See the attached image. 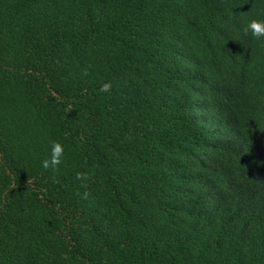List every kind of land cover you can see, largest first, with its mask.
<instances>
[{"label": "trees", "instance_id": "obj_1", "mask_svg": "<svg viewBox=\"0 0 264 264\" xmlns=\"http://www.w3.org/2000/svg\"><path fill=\"white\" fill-rule=\"evenodd\" d=\"M240 2L0 0V264H264V0Z\"/></svg>", "mask_w": 264, "mask_h": 264}, {"label": "clouds", "instance_id": "obj_2", "mask_svg": "<svg viewBox=\"0 0 264 264\" xmlns=\"http://www.w3.org/2000/svg\"><path fill=\"white\" fill-rule=\"evenodd\" d=\"M245 2H247V0H241V2L238 4H243ZM236 5H234V7ZM251 7H253V5ZM241 13L245 14V11H241ZM244 31L249 32L258 41L264 42V15L253 16V17L247 18L245 22V26H244ZM228 39H226V41ZM111 88H112V82L110 80L105 81L104 83H102L100 87V91L108 93L111 91ZM202 120H203L205 130L208 136L210 137L214 136L217 140L221 139L223 144L225 143L227 138L231 136L229 133H227V131L220 130L217 127V125L214 126L208 123L206 120L204 119ZM220 134L222 136H219ZM49 143H50L49 155H47L45 158L42 159L41 165L45 169H55L58 165L62 163V158L64 156L65 149H64V145L58 140H51ZM90 174L91 173L89 171H77L76 177L82 183L86 184L87 180L90 177ZM248 175L252 176L254 175V173H250ZM224 191L225 190L223 189L222 191L218 192L223 198V200H225V197L223 195ZM83 195L86 198L88 196V192L85 191ZM211 200H212L211 209L213 210L212 212L214 213L215 217H220L221 214L223 213V206L219 205L214 198H212ZM214 202L216 203V206L213 205ZM229 204L230 203L226 201V205H229Z\"/></svg>", "mask_w": 264, "mask_h": 264}]
</instances>
